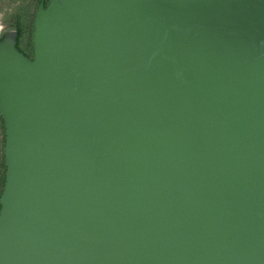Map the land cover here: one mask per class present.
<instances>
[{
    "label": "water",
    "instance_id": "obj_1",
    "mask_svg": "<svg viewBox=\"0 0 264 264\" xmlns=\"http://www.w3.org/2000/svg\"><path fill=\"white\" fill-rule=\"evenodd\" d=\"M0 40V264H264V0H47Z\"/></svg>",
    "mask_w": 264,
    "mask_h": 264
},
{
    "label": "trees",
    "instance_id": "obj_2",
    "mask_svg": "<svg viewBox=\"0 0 264 264\" xmlns=\"http://www.w3.org/2000/svg\"><path fill=\"white\" fill-rule=\"evenodd\" d=\"M40 2V0H37ZM44 2V6H45ZM36 5H28L22 3L20 6H16L11 14H7V18L4 20V31L0 35V40L3 36L9 31L16 32V48L19 52L27 56L28 58H32L33 55V42H32V34H33V24H34V11L37 8ZM5 139H4V126L3 119L0 115V195L3 188L4 180H5V159H4V147Z\"/></svg>",
    "mask_w": 264,
    "mask_h": 264
},
{
    "label": "flooded vegetation",
    "instance_id": "obj_3",
    "mask_svg": "<svg viewBox=\"0 0 264 264\" xmlns=\"http://www.w3.org/2000/svg\"><path fill=\"white\" fill-rule=\"evenodd\" d=\"M41 2H43V5H44V2L47 4V0H40V2H38L37 0H0V35L4 31L5 27H4L3 22L7 18L8 16L7 14H11L16 6L22 5V3L25 4L26 6L36 5V4L39 6ZM38 6L35 9L34 14H36ZM34 18H35V15H34Z\"/></svg>",
    "mask_w": 264,
    "mask_h": 264
}]
</instances>
